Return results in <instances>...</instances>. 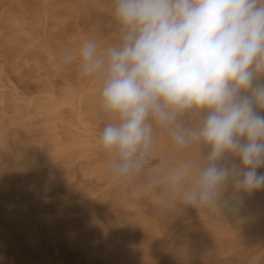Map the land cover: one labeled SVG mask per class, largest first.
Returning a JSON list of instances; mask_svg holds the SVG:
<instances>
[{"label": "clouds", "instance_id": "9594fccd", "mask_svg": "<svg viewBox=\"0 0 264 264\" xmlns=\"http://www.w3.org/2000/svg\"><path fill=\"white\" fill-rule=\"evenodd\" d=\"M112 14L115 40L63 53L99 83L109 175L171 209L238 215L264 189V0H113Z\"/></svg>", "mask_w": 264, "mask_h": 264}, {"label": "bare ground", "instance_id": "6f19581e", "mask_svg": "<svg viewBox=\"0 0 264 264\" xmlns=\"http://www.w3.org/2000/svg\"><path fill=\"white\" fill-rule=\"evenodd\" d=\"M16 1L19 7L22 8V14L10 18L11 26L16 32L11 41L16 43V41L21 40L20 38H23L27 42L25 46L27 49H40L50 61V64L57 67L56 70L53 69L52 71L55 75L60 76L61 74L60 67L55 61L57 54H63L65 50L75 51L82 41L89 37L94 36L98 40L103 39L102 33L104 31L102 32L97 25L85 31L66 32L61 41L55 42L57 46L55 49L60 48L61 50L56 53L54 41L49 44L48 42L47 44L43 43L45 41L41 39L42 37L37 32L42 27V14L47 11V6L44 7V4L48 0H33V6L29 4L28 0ZM74 3L75 0H66V11L62 20L57 22V25L63 24L64 27L65 23H71L74 16ZM111 29L113 30V28ZM63 31L65 30L63 29ZM116 37L117 34L114 38L116 39ZM66 71V90H64L62 98L58 99L52 93L41 98H26L15 95L10 99L12 102L10 106L15 108V114L6 117L5 114L0 113V189L11 183L8 173L12 170L17 169L21 174L13 183L18 186H25L29 183L25 177L27 172L33 170L41 174L43 167L48 162L60 156H63L62 160L64 162L73 163L71 175L80 172L82 177L95 176V178L105 181L107 185L117 183L109 175L107 157L97 146L98 136L105 122L99 115V83L83 78L80 75L79 67L68 66ZM46 74L48 75L49 72L46 71ZM86 80L88 81L86 82ZM6 99L7 96L4 91H0V104L6 106ZM66 111L70 112V117L63 116ZM39 116L42 117L38 119ZM35 130H41L43 136L35 137L32 134ZM160 150L164 153L170 152L168 142L163 137L160 140ZM206 152L207 150L204 151L205 155ZM93 159L96 161L94 164ZM235 162L239 163V160L235 159ZM53 172V170H50L48 174V180L51 181V184L62 182L66 184V177L58 178ZM127 184H129V187ZM138 185L139 181L123 183L119 190L126 200L127 204H125L130 208L132 206L131 210L134 208L132 196L134 197L141 192L138 190ZM147 194L153 200L165 205L159 193ZM232 195L233 189L229 186L225 192V197H231ZM240 196L243 204L238 215L229 213L221 215L215 211H198L195 208L191 213L192 211L190 212L186 208L190 213H182L181 219L183 220H180V218V221L172 220L170 227L167 229H163L157 221L148 220V218L145 220L146 217L141 214L142 211L141 213L138 212L135 221L130 218L131 216L118 220L117 226H114L118 234L123 231L121 229L125 225L131 224L133 221L136 222L134 224H137V222L148 224L149 234L150 232L153 233L151 236L154 235L156 239V251L159 252L157 256L154 255V252H147L148 248L146 251L142 248L139 251L134 249L136 252L131 250L124 244L123 237L120 238V236L113 234L115 230L112 229L111 231L109 230L110 227L102 226L103 223L105 224L104 221L102 223L97 221L91 227L87 226L88 228L85 229L87 231L81 236V241L83 243H89V241L96 243L92 254L99 257L102 264H190L189 256L197 251L201 253L207 264H264V189L251 194L241 193ZM35 202L39 205L38 200ZM128 208L127 211L130 210ZM170 210L174 211L171 208ZM86 214L89 217L88 219L95 222L97 214L95 215L93 210L89 209ZM191 218H197L199 221L192 223ZM88 223H85V225ZM37 225L35 219L28 218L22 227L14 230L12 235L5 240H0V244H8L13 248L23 240H32L38 237ZM127 227L125 228L127 229ZM91 232L93 235L88 234ZM131 236L133 235L131 234ZM134 241L136 240L134 239ZM0 264H10V262L6 257H0ZM26 264L31 263L26 262ZM34 264L40 263L36 262Z\"/></svg>", "mask_w": 264, "mask_h": 264}, {"label": "rangeland", "instance_id": "374dc122", "mask_svg": "<svg viewBox=\"0 0 264 264\" xmlns=\"http://www.w3.org/2000/svg\"><path fill=\"white\" fill-rule=\"evenodd\" d=\"M31 1L32 3H30ZM28 2L33 6V0H28ZM16 3V0H0V91H4L7 96L6 106L0 104V113L5 114L6 117H11L16 112L15 108L10 106V103H12L10 99L15 95L26 98H41L52 93L58 99L62 98L63 92L66 90L67 67H72V65L78 67L75 61L71 64H65L63 54H57L55 61L60 67L61 74L60 76L55 75L52 71L53 69L56 70L57 67L50 64V61L40 49H27L25 47L27 42L23 38H20L21 40L16 41V43L11 41L16 32L11 26L10 18L22 14V8ZM45 6H47V11L42 14V27L37 30L40 37H42L41 39L45 41L43 43L47 44L48 42L49 44L54 41L55 44L58 40L63 39L62 37L66 32L85 31L96 25L102 32H105V34L102 33L103 39L100 40L102 43L115 40L114 37L118 34V26L114 22L112 14L113 0H75L73 4V15L75 17L73 16L70 24L65 23L64 27L63 24L57 25V22L62 20L64 16L66 0H48L44 4ZM56 47L55 44L54 50L56 53L58 50L61 51L60 48L55 49ZM46 71L49 72L48 75ZM260 114L264 115V112ZM63 116L70 117L71 114L66 111ZM41 117L39 116L38 119ZM32 134L35 137L43 136L41 130H35ZM62 157L60 156L48 162L43 167L41 174L33 170L27 172L25 177L29 183L25 186H18L13 183L21 174L17 169L12 170L8 173L10 186L3 188L4 190L0 189V191L2 190L0 192V240H5L12 235L14 230L22 227L28 218L35 219L38 224V237L32 240H23L19 243L20 245L18 244L13 248L8 244H0V257H6L10 264H26V262L31 264L36 262L40 264H99L101 259L92 254L96 243L91 241L83 243L81 241V236L87 231L85 229L91 227L97 221L99 223L104 221L105 224L103 223L102 226L110 227L109 230L111 231L112 229L115 230L113 231L115 233H112L118 237L120 236V238L123 237L124 244L131 250L135 251L134 249H136V251H139L142 248L146 251L148 248L147 252H154V255L157 256L159 252L156 251V239L154 235L151 236L153 233L150 232L149 234L148 224H145V222L134 224L136 223L134 222L135 217L142 211L141 214L146 217L145 220L148 218V220L157 221L163 229H167L170 227L172 220L176 219L175 221H178L179 218L183 220L181 219L182 213L188 214L191 211L193 213L194 208L192 207L180 206L178 213L176 209L174 211L170 210L167 206L150 198L149 194L145 192L132 196L133 199H131L134 201H131L134 208L131 210L132 206L130 208L126 205V200L119 191L123 183L117 182L107 185L105 181L97 179L95 176L82 177L80 172L71 175L73 163L64 162ZM94 162L96 163L93 159V164ZM50 170H53V174L58 178L66 177V184L63 182L51 184V181L48 180ZM258 173H264V166L258 169ZM127 185L129 187V184ZM34 200H38L39 205L35 204L37 202ZM127 208L130 210L127 211ZM86 209L93 210L95 215L97 214L95 222L88 219L89 217L86 214L88 210ZM126 216H131L130 218L134 221L125 225L121 229L123 231L118 234L114 226H117L119 219ZM191 221L194 223L199 220L191 218ZM85 223L88 224L85 225ZM117 231L119 230L117 229ZM88 234L93 235L92 232ZM128 236L131 238H127ZM134 242L136 245L133 244ZM189 258L190 264H207L199 251L191 254Z\"/></svg>", "mask_w": 264, "mask_h": 264}]
</instances>
